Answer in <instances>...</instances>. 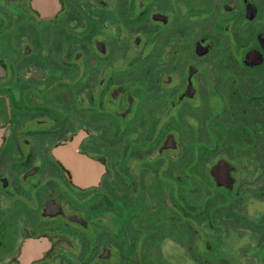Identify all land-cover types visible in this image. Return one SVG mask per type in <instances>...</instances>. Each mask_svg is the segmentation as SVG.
Wrapping results in <instances>:
<instances>
[{"label": "flooded vegetation", "instance_id": "flooded-vegetation-1", "mask_svg": "<svg viewBox=\"0 0 264 264\" xmlns=\"http://www.w3.org/2000/svg\"><path fill=\"white\" fill-rule=\"evenodd\" d=\"M0 264H264V0H0Z\"/></svg>", "mask_w": 264, "mask_h": 264}]
</instances>
